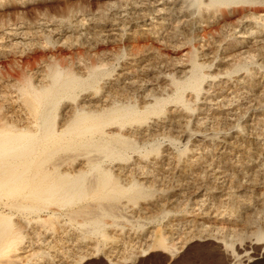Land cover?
Segmentation results:
<instances>
[{"label":"bare ground","instance_id":"bare-ground-1","mask_svg":"<svg viewBox=\"0 0 264 264\" xmlns=\"http://www.w3.org/2000/svg\"><path fill=\"white\" fill-rule=\"evenodd\" d=\"M43 1L47 0H0V17L3 18L0 19V26L7 22L14 24L10 22V8L16 11V19L23 20L25 12L22 8L30 5L34 10V16L28 23L30 31L22 32H32L27 42L25 39V42L22 41L29 49L37 44L56 47L69 34L68 39L73 38L72 33L75 32L72 30L76 26L74 31L79 36L91 35L85 42H80L77 35H74L79 45L87 43L89 54L85 57L78 50V62L74 59L67 62L55 54L51 55L52 61L46 62L44 69L36 77V74L29 73L31 71H24L21 77L15 78L13 87L17 109L12 106L3 111V106L0 105V264H19L18 260H21L20 264H31L32 259L45 258L50 253L43 249V245L34 247L36 241L54 248L58 242L52 244L54 238L53 241L50 240L48 234L55 235L60 230V234L66 233L67 237L79 230L80 233L76 234L79 238L97 239H93L98 244L92 252L87 251L85 254L82 249L78 250L79 258L83 259L88 254L102 252L99 238L107 244L117 241L118 237L108 227L120 226L123 229L124 211L129 207H137L138 210H142L144 205L157 207L155 211L158 210L159 213L148 218L151 222H162L164 218H170L172 213L181 211L182 200L179 197L176 198V203L170 200L167 188L161 185L163 177L153 171L155 168L151 170L150 162L142 161L149 159L151 155L153 158L159 156L164 140L175 144L179 139L172 132L175 121L168 115L171 106L181 105L187 112L196 111V102L209 88L206 89L205 82L213 75L207 68L214 65L215 56L210 58L211 55L208 56L204 51L200 54L199 46L194 42L196 36L191 35L199 26L197 22L201 23L205 19V23L210 25L230 17L235 20L234 36L239 34L242 38L237 36L233 42L235 44H232V50L235 48L236 52L232 56L228 76L242 70L251 74L256 65L257 71L264 69V0H182L177 13L174 10L176 6L165 7L167 0L162 1L161 7H158L161 0H155L143 17L123 16L120 20L113 16L110 18L109 13L105 12L97 17V14L87 13L89 8L81 5V0L74 7L69 4V13L59 17L43 9L39 4ZM174 4L178 5L176 1ZM154 11L161 14L162 21L174 20L176 23L180 21V17L193 16L195 20L187 23L191 24L187 28L192 31L187 33L184 29L175 28L171 30L170 40L160 36V29L166 27V23L162 22L159 31L155 32L154 28L149 29V32L135 30L132 36L128 35V43H121L114 49L105 48L107 50H102L103 53L98 51V45L108 43L111 39L123 42L128 28L138 29L141 24L146 26L150 19L147 20L146 17L154 14ZM87 22L94 25L93 29ZM18 28L21 30L22 27ZM202 28L204 33L202 30L201 36L206 38L210 29L208 31L205 27ZM112 31L123 32L113 35ZM155 33L158 37L154 39L152 35ZM181 35H184L183 40H173ZM151 39L158 42L159 39L165 40L174 49L188 44L185 46L187 51L181 54L185 56L186 62H183L188 63V66L177 72L163 66H159L160 70H157L153 69L152 62L148 59L147 66L143 67L146 69L137 73L133 72L134 69L130 72V68L124 67L126 63H120L121 59L130 56L134 61L130 66L136 70L141 62L140 52L153 48L152 42H145ZM249 39L253 40L249 42ZM18 44V41H14L12 46ZM243 44H246L245 50L241 47ZM159 55H163L161 50ZM136 63L138 67L135 66ZM164 74L167 76H162ZM249 85L251 88L255 86L253 82H249ZM188 92L190 93L187 94ZM187 95L192 98L188 99ZM203 119L199 118L198 124L204 125L206 121ZM169 121L170 124L167 123ZM180 127L183 128L180 132L192 130V133L196 130L191 127V120L187 118ZM186 150L187 148L181 150V153L184 154ZM155 164L157 161L153 163ZM259 167L264 169V163ZM244 177L249 179L247 174ZM177 180L182 182L180 178ZM243 206L245 221L251 222L255 209L249 200ZM138 225L143 227V223ZM70 228L75 230L72 232ZM169 234L170 232L155 235L153 242L142 251L153 247L170 249L174 244L173 236ZM257 236L259 241L264 240V230L260 229ZM62 239L61 236L60 240ZM213 245L217 247L223 262L212 264H227L232 258L230 249L236 252L234 246L227 241L224 245L218 242H213ZM27 247H30L29 251L25 250ZM21 251L29 253L21 256ZM35 263L38 264V261Z\"/></svg>","mask_w":264,"mask_h":264},{"label":"rangeland","instance_id":"rangeland-1","mask_svg":"<svg viewBox=\"0 0 264 264\" xmlns=\"http://www.w3.org/2000/svg\"><path fill=\"white\" fill-rule=\"evenodd\" d=\"M77 1L47 0L39 4L43 9L49 10V13L61 17L69 13L67 6L71 4L74 7ZM153 1L155 0H81V5H87L89 8L87 13L90 12L92 15L97 14L96 17L101 12H105L109 13L110 18L113 16L120 20L123 16L125 18L143 17L146 15L147 9L149 11V5L151 6ZM162 1L159 2L161 4L158 7L162 6ZM175 1L178 5L174 4ZM167 3L165 7H170V5L177 7V9L176 7L174 9L176 13L179 12V6H182V0H167ZM22 9L25 12V18L23 20L16 19V11L10 8V22L14 24L10 25L7 22L6 25L0 26V105L3 106V111L11 109L12 106H17L13 82L15 83V78L21 77L24 71H31L29 73L36 74V77L44 69L45 63L52 61L51 55L53 54L67 62H70L72 59L78 62V50L85 57L89 54L87 43L79 45L75 39L77 37L80 42H85L84 40L91 35L88 34L85 37L79 36L74 31L76 30V26L72 30L75 32L72 33L73 38L68 39L70 37L69 34V36L64 37L65 39L63 38V42L60 41V43H57L56 47L52 45L43 47L37 44L29 49L24 42L25 40L26 42L29 40L32 32L27 34H22V32L25 30L30 31L28 29V23H30L34 16V10L31 9L30 5ZM184 11L186 12V9ZM153 13L150 15L151 17L149 15L146 17L147 20L150 18L148 21L146 20V26H142L141 24V27L138 29L135 27L128 28L129 30L125 31V39L123 42L118 40L111 41L113 40L111 39L108 43L98 45V51L103 53L102 50H107L105 48L114 49L124 42L128 43L129 36H132L135 30L149 32V29L154 28L155 32L159 31L162 22L166 23V27L160 29V36L167 39L171 38V30L173 31L175 28L184 29L187 33L192 31V29L189 31L187 28L191 24L188 25L187 23L195 20L193 16L187 17L185 15L183 18L180 17V21L176 23L174 20L162 21L159 12L154 11ZM231 18L221 19L222 21L217 22L218 24L211 23L212 25L205 23V19H203L202 24L197 22L199 26L194 27L200 32L195 33L194 31L196 30H194L192 34L190 33L196 36L194 42L199 46L200 54L204 51V53H208V56L211 55L210 58L215 56L214 65L211 66L212 68H207V71L213 75V77H210L205 82L206 89L209 88L201 95V100L199 99L196 102L198 105L196 111L187 112L181 105L171 106V111L168 112V115L170 117L172 116L175 121H173L174 126L172 132L179 139L175 144H172L169 140H164L159 156L153 158V155H151L149 159H143L142 161L143 163L150 162L151 170L155 168L153 171L159 173V177H163L164 181L161 182V185L163 188H167L170 200L174 203H176L177 197L182 200V203H180L182 205V208H180L181 211L172 213L170 218H164L162 222H151L148 218L152 217L151 215H157L159 213L158 210L155 211L157 207L144 205L142 210H138L137 207L134 209L129 207L130 209L128 208L124 211L125 218L122 219L124 222L123 229L120 226L108 227L109 231L118 237L117 241H111L107 244L105 240L99 238L102 252L93 253L94 255L88 254L83 259L79 258L80 254H78V250L82 249L85 254L87 251L92 252L91 250L95 249L98 244L95 242L97 241L96 238L81 239L77 236L80 231L72 228L69 230L72 229V232L75 230V233L71 237H67L66 233L61 235L62 230H60V233H55V235L49 233L48 238H51L50 240L54 238L52 244H55V241L58 242L55 244L56 247L49 248L47 244H41L36 241L34 247L39 248L43 245V249L45 248L46 252L50 254H46L43 259H32L30 261L31 264H36L35 261H38V264H212V262H223L218 255L217 247L212 246V243L218 242L224 245L225 241L233 245L236 251L234 252V249H230V256L232 258L227 264H264V240L259 241L257 236L260 229L264 230V210H261V207H264V169L259 167L260 164L264 163V69L257 71L256 65V67H253L251 74L250 72L247 73L245 70H242L228 76L227 72L230 71V66L233 62L232 56L236 52L235 48V50H232V44H235L233 42L237 36L242 38V35L239 34L234 36L233 28L235 20ZM0 19L2 20L3 18L0 17ZM1 20L0 23L2 22ZM110 21L114 22L112 19ZM90 23L87 22V25H90ZM203 24L206 25L204 26ZM200 25L208 31L210 29L208 35L206 34V38H202L204 28ZM19 26L22 27L20 28L21 30H19ZM90 27L93 29L94 25L91 24ZM23 28L24 30H22ZM122 32L112 31L111 33L115 35L122 34ZM74 35L77 36L75 37ZM152 36H154L152 37L154 39L158 37L156 33ZM175 39L183 40L184 35L173 38V40ZM131 40L133 41V39ZM251 40L253 39H249V42ZM14 41H18L19 44L16 46L13 45V47L12 43ZM149 41L153 43V48L150 47L148 50L143 49L144 51L140 52L142 56L140 58L141 62L139 67L136 63L135 66L138 67L136 70L130 66V63L132 64L134 62L132 61L133 58H129L130 56L121 59L120 63L129 64L124 67L130 68V72L134 69L133 72L137 73L146 69L143 67L147 66L148 59L152 62L153 69L157 70H160L159 66H163L165 69L169 68L172 72L173 70L177 72L182 70L184 66H188V63H184L186 62L185 56L181 55L187 51V47L185 46H188V44L174 49L165 40L161 41L159 39L158 42L151 39L145 42ZM245 46L246 44L241 46L243 50L247 48ZM159 49L163 52L162 57L159 55ZM120 67L118 64V69ZM162 76L167 75L164 74ZM249 82H253L255 86L251 88ZM187 98L190 99L192 97L191 95H187ZM186 118L187 120H191V127L196 129L192 133V130L180 132L183 131V128L180 126L185 124ZM199 118H204L206 123L204 125L198 124ZM167 123L170 124V121ZM168 124L167 126H169ZM185 148L187 150L182 154L181 150ZM155 161H157V164L153 165ZM245 174L248 175L249 179L246 177L243 178ZM205 175L207 176L204 177ZM178 178L182 179V182L178 181ZM163 194L166 196V193ZM248 200L255 209L251 222H246L244 218L245 210L243 205L248 203ZM138 223H143V227H139ZM169 232V235L173 236L174 244L170 249L153 247L147 250L148 252L142 251L153 242L155 235H159L160 233L168 234ZM61 236L63 238L62 240H60ZM200 236L205 237L202 239L199 238ZM28 244L26 243V245ZM25 250L29 251L30 247H27ZM120 251L123 252L121 253ZM133 252L134 255H131ZM28 253L21 251V256ZM17 262L20 264L21 260Z\"/></svg>","mask_w":264,"mask_h":264}]
</instances>
